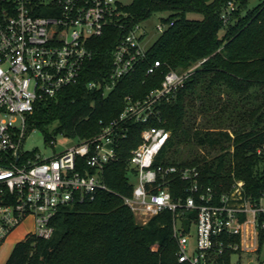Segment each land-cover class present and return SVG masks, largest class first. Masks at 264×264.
Instances as JSON below:
<instances>
[{"label":"built area","instance_id":"1","mask_svg":"<svg viewBox=\"0 0 264 264\" xmlns=\"http://www.w3.org/2000/svg\"><path fill=\"white\" fill-rule=\"evenodd\" d=\"M132 1L0 0V245L29 216L34 219L33 233L51 238L52 220L61 206L93 201L99 191L109 189L103 173L119 158L130 124L156 121L142 129L141 142L128 160L133 190L123 198L136 221L147 224L170 212L181 264H242L240 257L234 262L241 254L248 255L246 264H255L250 255L259 252L264 231V191L253 197L245 181L235 179L229 190L220 192L202 179L198 165L160 157L171 135L162 105L175 98L204 60L164 72L161 84L143 98L128 95L123 110L100 121L101 130L92 137H79L78 143L49 157L24 149L29 117L38 104L57 100L66 88L82 82L87 62L96 53L94 38L119 29L111 71L104 81H88L90 90L110 92L147 59L141 22L126 30L125 6ZM237 1L228 0L225 21ZM172 24L162 21L158 29L164 32ZM161 66L160 60L151 62L147 74ZM257 153H264V145ZM177 181L181 187L175 192Z\"/></svg>","mask_w":264,"mask_h":264},{"label":"trees","instance_id":"2","mask_svg":"<svg viewBox=\"0 0 264 264\" xmlns=\"http://www.w3.org/2000/svg\"><path fill=\"white\" fill-rule=\"evenodd\" d=\"M227 2L133 0L125 6L126 30L156 12H167L163 21H173L149 48L139 69L106 94L87 88L88 81H104L111 71L112 50L120 34L119 29H108L93 40L96 53L87 62L82 82L66 88L57 100L41 101L29 117V126L46 131L57 122L55 133L92 137L101 130L100 121L107 122L123 110L128 95L143 98L161 84L164 72L204 60L175 98L162 105L171 135L160 157L198 165L202 179L220 192L242 179L247 193L258 197L264 191V153H257L264 145V0L253 6L249 0H238L225 21ZM190 13L202 17H189ZM155 60L162 66L147 74ZM155 124L131 123L119 158L104 170L109 189L99 191L93 201L61 206L52 220V237L29 232L15 243L5 264H181L171 213L140 224L123 198L133 190L131 150L141 142L142 129ZM46 137L50 141L54 135L47 131ZM180 187L179 181L173 185L175 192ZM260 242L259 251L264 231Z\"/></svg>","mask_w":264,"mask_h":264},{"label":"rangeland","instance_id":"3","mask_svg":"<svg viewBox=\"0 0 264 264\" xmlns=\"http://www.w3.org/2000/svg\"><path fill=\"white\" fill-rule=\"evenodd\" d=\"M123 1L127 3L130 0ZM257 2L258 0H249L250 6L255 5ZM167 16V12H156L141 22L143 28L145 29V36L142 41L145 48H150L157 38L162 34V31L158 29V25H160L163 21V18ZM189 17L201 18L202 15L200 13H190ZM57 125V122H53L46 127V131L37 126H32L23 144L24 149L28 151L38 150L44 156L49 157L54 153L60 152L79 142L78 136L68 135L62 131L55 133ZM47 131L54 135L50 141H48L46 137ZM34 230L35 227L33 216H29L1 243L0 264H4L6 262L15 243L18 240L23 239L27 233L34 232ZM191 233L194 236L196 235L195 224L192 225ZM250 256L254 259L255 264H264V245L259 252L252 253ZM239 257L242 259V264H246L249 258L247 254H241L237 256L235 255L234 262Z\"/></svg>","mask_w":264,"mask_h":264},{"label":"water","instance_id":"4","mask_svg":"<svg viewBox=\"0 0 264 264\" xmlns=\"http://www.w3.org/2000/svg\"><path fill=\"white\" fill-rule=\"evenodd\" d=\"M184 223H185L186 230H188L189 229V224H190L189 219H185Z\"/></svg>","mask_w":264,"mask_h":264},{"label":"crops","instance_id":"5","mask_svg":"<svg viewBox=\"0 0 264 264\" xmlns=\"http://www.w3.org/2000/svg\"><path fill=\"white\" fill-rule=\"evenodd\" d=\"M28 234V233H27ZM19 241V240H18ZM14 247V246H13ZM5 264V263H4Z\"/></svg>","mask_w":264,"mask_h":264}]
</instances>
